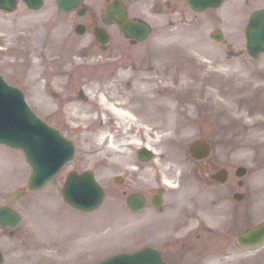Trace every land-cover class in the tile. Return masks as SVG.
<instances>
[{"label": "rangeland", "instance_id": "rangeland-1", "mask_svg": "<svg viewBox=\"0 0 264 264\" xmlns=\"http://www.w3.org/2000/svg\"><path fill=\"white\" fill-rule=\"evenodd\" d=\"M86 1L88 11L81 16L60 11L55 0H45L39 9L18 0L13 11H0V71L25 92L40 116L73 140L71 167L93 169L105 186L108 204L83 211L65 203L60 186L66 171L16 201L0 197L22 211L15 232L0 226L2 264H94L112 252L153 243L175 264H225V241L236 244L232 234L237 228L264 218L262 123L251 125L254 113L246 103L252 105L254 98L243 97L264 82V53L248 56L243 34L246 16L264 0H224L217 8L197 12L185 0H127L128 13L149 20L152 30L145 40L132 42L109 23L106 49L92 33L101 24L106 0ZM77 22L87 25L84 33L74 30ZM214 27L223 30L222 40L209 37ZM166 84L170 87L165 90ZM101 90L126 100L135 121L126 127L117 124L97 104L91 105V121L73 114L72 104L82 108L91 93ZM143 92L149 99L141 103ZM101 128L118 142L124 129L137 133L122 161L97 155L101 149L86 151L89 138ZM144 129L156 150L148 161L137 156L146 141ZM197 136L212 144L204 168L187 152ZM108 140L106 136L103 143L107 152ZM23 161L21 153L0 145L1 195L25 185L30 169ZM239 164L247 166L240 177L235 174ZM221 166L229 170L227 179L212 181L209 172ZM159 174L176 183L165 188L162 204L128 210L126 192L140 188L150 195L160 184ZM115 175H124L125 181L116 183ZM235 190L244 192L241 200L232 196ZM210 213L227 224L226 235L216 234L213 225V234L205 233ZM251 253L256 256L252 264H264V242L258 250H246L247 258Z\"/></svg>", "mask_w": 264, "mask_h": 264}, {"label": "water", "instance_id": "water-1", "mask_svg": "<svg viewBox=\"0 0 264 264\" xmlns=\"http://www.w3.org/2000/svg\"><path fill=\"white\" fill-rule=\"evenodd\" d=\"M27 5L30 7H39L43 0H25ZM191 5L202 8L205 6L217 5L221 0H189ZM57 5L62 10H68L69 8L77 5L79 0H56ZM15 0H0V8L12 9L14 8ZM107 12L103 17V20L108 22L111 19H116L119 23L120 29L123 30L125 36H133L135 38H143L147 35L149 27L144 22H134L125 15L123 6L121 3L112 2L107 6ZM83 26L78 24L77 30L81 31ZM97 33V32H96ZM105 34V33H104ZM212 36L219 38L220 34L212 32ZM246 35V51L252 56L256 57L261 51L264 50V7L255 9L249 18V21L245 27ZM97 36L100 40H106L107 35L103 37ZM8 89H15L14 86L3 82L0 77V91L7 92ZM22 110L24 112V118L28 120L26 123L22 118H18L14 113V107L10 100L6 101L9 104L10 111L4 115L0 113V141L6 142L13 146L21 147L25 153L27 160L29 161L32 171L28 180V189H35L39 187L53 172L57 169L58 165L51 167L52 161L50 156L44 160L40 157L41 150L44 148L43 142L39 138L37 131H29L25 125L32 123L33 121L38 122L37 116L23 103L21 96ZM17 101V100H16ZM19 106H21L18 103ZM26 123V124H25ZM56 139L61 142V145L57 149L53 148L52 152H56L58 149L62 151L63 144L65 145V152H63L65 160L71 157L72 147L70 142L65 140L58 132L52 129ZM63 142V144H62ZM68 147V149H67ZM210 149L209 143L202 138L194 140L189 147V151L196 157H201L208 154ZM44 153V152H43ZM42 153V154H43ZM53 154V153H51ZM54 157V155H52ZM140 157L147 158L148 156L143 152H140ZM48 166L47 169L45 167ZM245 170L243 166L237 168V173H242ZM213 177L224 180L226 177V171L224 168L218 170L217 173L212 175ZM62 196L70 202L72 205L83 208L91 209L99 204L102 199L103 191L99 184L95 181L93 173L90 170H85L81 173L71 171L68 174L66 183L61 190ZM20 192H16L13 198H18ZM235 196L240 197V194L235 193ZM127 203L132 209L140 208L145 203V198L141 193L135 192L127 197ZM19 220V215L16 211L6 206L0 207V222L15 224ZM264 235V222L250 228L247 233H242L238 236L241 241H258L257 239L262 238ZM1 259V252H0ZM168 264L164 261L157 250L151 247H144L136 251L125 252L113 257L108 260L101 262L100 264Z\"/></svg>", "mask_w": 264, "mask_h": 264}, {"label": "bare ground", "instance_id": "bare-ground-1", "mask_svg": "<svg viewBox=\"0 0 264 264\" xmlns=\"http://www.w3.org/2000/svg\"><path fill=\"white\" fill-rule=\"evenodd\" d=\"M99 36H102L101 32H99ZM165 86H166L165 90L170 87V86H167V84ZM138 91H140V89L138 88L133 90V92L134 93L136 92V94L138 93ZM168 91H171V90H168ZM163 92L165 94V92L167 91H163ZM205 93L207 95H212L214 100L218 102V98H215L216 95L214 94L212 90H206ZM133 96L137 97L136 95H133ZM246 96H247V99L254 98V103L252 105L249 103H246V105L249 111H252L254 113L253 114L254 116L251 120V125L255 123L256 121L258 123H262L261 128H259L258 132L261 133L260 143H264V82L259 83V85L255 89H252V91H249L248 93L243 95V97H246ZM169 97L170 95L164 96L166 100H168ZM138 98L141 100L140 101L141 103H143L144 101H148L149 99V97H146L144 92L142 94V97H138ZM93 104L94 105L97 104V106L101 108L102 115L104 111L106 112L105 114L106 116H107V113H111L114 122L117 124H121L124 127H126V125L129 122L135 121L134 112L133 110L130 109V105L128 104L126 100L118 96H109L102 90L97 93L95 92L91 93L89 104L83 105L82 108H80L81 106L79 104H72L71 107L72 109L74 108L73 114L76 115L77 117L82 118L85 121L87 120L91 121L93 119V115H92L93 108L91 105ZM228 112L229 114H233L230 110H228ZM243 113H244V110L240 114L243 115ZM145 131L149 132L147 129H145ZM123 132H125L122 137L123 139L118 142L117 140L115 141V138L113 135L108 136L107 131L101 128L96 133V136L94 139L89 138L90 142L85 146L86 151L93 150L94 148L95 150L101 149V151L97 155L109 154L110 159L113 160L114 162H118L120 160L122 161L123 160V158L121 159V157H123L122 153L126 152L125 150L127 149L128 145L130 143L137 142L136 133L129 134L127 133L126 129H124ZM106 136L109 139L107 145L111 146V148H108L110 149L109 152L103 149V143H104ZM149 143L150 141L147 139L146 144H149Z\"/></svg>", "mask_w": 264, "mask_h": 264}, {"label": "flooded vegetation", "instance_id": "flooded-vegetation-1", "mask_svg": "<svg viewBox=\"0 0 264 264\" xmlns=\"http://www.w3.org/2000/svg\"><path fill=\"white\" fill-rule=\"evenodd\" d=\"M157 128H159V127H157ZM136 189H138V188H136ZM164 192V189L162 190V193ZM153 193L154 192H152L150 195H147L145 192H144V194H145V196H147V199H149L148 200V203L147 204H151L150 203V198H152V196H153ZM244 212L242 211V212H239V214L240 215H242ZM231 214H232V216H234L235 214H237V212H236V210L235 209H231ZM211 215H212V213H211ZM218 230L219 231H223V230H228V226H227V224L226 225H224V224H222V223H219L218 224Z\"/></svg>", "mask_w": 264, "mask_h": 264}]
</instances>
